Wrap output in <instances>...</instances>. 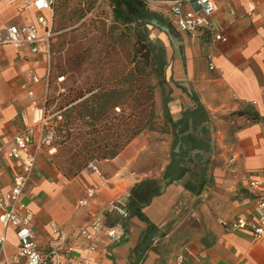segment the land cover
Masks as SVG:
<instances>
[{
  "label": "crops",
  "instance_id": "crops-1",
  "mask_svg": "<svg viewBox=\"0 0 264 264\" xmlns=\"http://www.w3.org/2000/svg\"><path fill=\"white\" fill-rule=\"evenodd\" d=\"M214 1L213 20L222 40L183 33L169 20L166 5L149 6L171 26L148 28L152 42L165 51L170 114L178 118L192 107L190 93L208 113L212 182L199 195L179 182L168 184L142 209L146 220L128 213L124 217L110 201L119 200L125 208L136 183L162 179L171 134L144 131L114 158L97 161L100 175L83 169L66 177L40 151L38 122L47 94V57L32 53L28 45L0 47V190L10 188L18 171L5 155L9 142L18 131L32 127L31 149L37 158L23 200L34 214L38 249L44 255L55 254L57 264H264V239L254 240L249 231L226 226L237 216L251 219L257 214V195L248 182L264 176V0ZM16 7V1L0 3V15L7 13L0 29L35 19L33 8L20 14ZM33 75L39 82L32 83ZM156 106L161 112L159 92ZM87 187L95 190L94 197L86 206H76ZM96 219L114 227L118 239L101 234L97 248L90 251L80 231ZM149 224L154 228L151 234ZM1 234L6 239L1 259L24 264L21 258L12 260L17 245L14 228H3L0 222Z\"/></svg>",
  "mask_w": 264,
  "mask_h": 264
},
{
  "label": "trees",
  "instance_id": "trees-1",
  "mask_svg": "<svg viewBox=\"0 0 264 264\" xmlns=\"http://www.w3.org/2000/svg\"><path fill=\"white\" fill-rule=\"evenodd\" d=\"M96 2L98 6L106 2L111 27L118 31L117 43L111 48L116 60L94 58L98 50L81 43L65 59L58 77L66 75L63 78L68 80V87L47 94L44 102L45 111L52 108L51 114L58 112L52 118L53 136L58 138L52 144L61 153L55 165L66 177H74L92 161L114 158L144 131L170 133L169 162L162 179L136 183L125 202L128 216L146 220L142 209L168 184L179 182L199 195L212 182L209 116L194 93L189 94L192 107L184 109L178 118L169 112L171 91H166L165 51L152 42L148 29L171 27L166 18L150 10L144 0ZM49 76L50 66L47 91ZM157 89L161 112L156 106ZM152 230L149 224L147 233Z\"/></svg>",
  "mask_w": 264,
  "mask_h": 264
},
{
  "label": "built area",
  "instance_id": "built-area-1",
  "mask_svg": "<svg viewBox=\"0 0 264 264\" xmlns=\"http://www.w3.org/2000/svg\"><path fill=\"white\" fill-rule=\"evenodd\" d=\"M12 1L17 2L16 11L23 13L26 8H33L36 13L33 21H24L23 23L14 22L3 26L0 29V47L11 45L16 49H20L26 45L32 53L42 52L47 57L48 68L45 76V85L48 87L49 75V58H50V39L52 32V4L53 0H0L6 4ZM148 7L153 4L166 5L167 16L173 22L176 28L191 36L199 34H207L212 40H222L223 37L220 29L214 23L213 14L217 10L214 0H164L153 1L144 0ZM46 12H51V16H47ZM37 75L32 76V83L39 82ZM264 92V87L261 88ZM32 94V90L28 91ZM35 105V101L32 103ZM45 108L39 118L41 128L47 125L45 118ZM53 138L52 131L39 139L41 145L49 144ZM34 134L33 128L27 127L18 131L11 139L5 151L7 158L12 160L17 168V174L13 177L11 186L6 191L0 190V222L3 228L12 227L15 230L17 239L16 251L12 256V260L17 262L20 258L24 260V264H57L56 255H44L38 249V245L34 239L32 230V222L34 214L23 200V193L28 184L30 174L36 163L37 155L32 151ZM85 170H89L97 175L100 171L96 162H90ZM248 187L256 193L257 202L255 209L257 214L251 219L243 216H237L226 224L231 230H247L251 233L254 240L264 239V176L253 178L248 182ZM95 190L92 187L85 189L84 195L76 202V206H86L94 197ZM110 205L124 217L127 212L121 201H110ZM54 234L59 236L57 226L53 228ZM81 236L87 243V249L92 251L98 246V240L101 234H105L112 240H117V233L114 227L106 226L101 220H94L89 228L80 231ZM5 236L0 235V264H9L5 259H1V255L5 248Z\"/></svg>",
  "mask_w": 264,
  "mask_h": 264
},
{
  "label": "rangeland",
  "instance_id": "rangeland-1",
  "mask_svg": "<svg viewBox=\"0 0 264 264\" xmlns=\"http://www.w3.org/2000/svg\"><path fill=\"white\" fill-rule=\"evenodd\" d=\"M52 11L53 38L49 49L50 76L47 94L62 92L68 87V80L63 78L66 75L59 77L58 75L63 71L61 67L64 65V61L76 45L81 43L83 46L94 47L98 51L94 53L93 57L97 59L103 57L105 62H109L116 60L111 48L116 45V33L118 34V31L111 27L112 22L106 2L98 6L96 0H53ZM6 14L2 12L0 21L6 17ZM124 59L122 58V60ZM167 87L168 84L166 91ZM156 91L157 95L158 89ZM51 111L52 108L45 111L47 125L41 128L39 138L44 137L49 131L53 133L54 122L52 118L58 112L51 114ZM60 120V116H57V121ZM57 139L53 136L49 144L42 145L40 149L41 152L47 154L54 165L61 157L60 151L52 144Z\"/></svg>",
  "mask_w": 264,
  "mask_h": 264
}]
</instances>
